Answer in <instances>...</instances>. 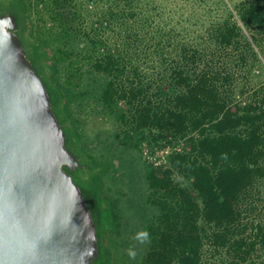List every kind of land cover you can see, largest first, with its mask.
Instances as JSON below:
<instances>
[{
  "label": "trees",
  "instance_id": "16d2710c",
  "mask_svg": "<svg viewBox=\"0 0 264 264\" xmlns=\"http://www.w3.org/2000/svg\"><path fill=\"white\" fill-rule=\"evenodd\" d=\"M17 13L22 17L21 10ZM69 30L64 27L53 53L59 52L61 61H70L78 72L83 57L92 56L98 43ZM259 33H264V0H248L232 11L225 9L199 46L175 47L170 68L160 55L154 84H145L137 67L123 62V56L129 59L126 52L119 56L111 50L83 64L87 75L78 92L68 89L70 83L61 90L46 80L57 114L75 142L80 127L71 125L64 100L83 99L94 115H114V138L124 150L138 148L130 143V131L141 136L149 132L154 141L169 144L187 142V149L170 153L160 174L146 170L141 200L146 215L140 217L139 235H125L129 242L122 253L113 248V228L120 226L116 221L122 209L100 174L109 164L105 158L91 161L95 174L85 185L97 220V264H264V202L258 190L264 185V85L249 92L235 84L259 60L253 49L262 53ZM33 51L40 59L37 44ZM138 244L143 247L137 249Z\"/></svg>",
  "mask_w": 264,
  "mask_h": 264
},
{
  "label": "rangeland",
  "instance_id": "374dc122",
  "mask_svg": "<svg viewBox=\"0 0 264 264\" xmlns=\"http://www.w3.org/2000/svg\"><path fill=\"white\" fill-rule=\"evenodd\" d=\"M244 1L248 0H0V10L14 8L22 11L20 18L24 40L28 47L36 44L39 46V66L44 79L53 88L60 87L61 90L70 83L71 87L68 89L78 92L87 75L83 64L93 62L94 57L107 50L119 56L126 52L129 57H125L129 59L123 56V62L133 63L137 67L139 78L145 84H154L159 78L160 55V60L170 68L175 47L199 46L204 32L225 16V9L232 11L235 5ZM64 27L70 29L71 35L79 33L98 43L92 56L84 55L78 72L71 69L70 61H61L59 52L53 53L58 41L56 39ZM257 38L262 39L264 44V33L257 34ZM253 49L258 54L259 62L255 61L249 72L235 78V84L246 87L249 92L253 87L264 85V46L262 53L255 46ZM65 66L68 68L65 69ZM93 77L100 83L103 82V78L100 79L97 74ZM63 102L66 113L70 115L71 125L77 123L80 127L76 146L82 155V161L91 166L92 160L100 161L105 158L109 164L108 171H100L104 188L112 198L118 200L129 223L127 228H113L117 239L112 247L122 253L127 250L129 242L125 235H139L140 220L146 215L141 207L146 170L152 168L160 174L168 166L170 153L173 150L187 149V142L179 140L169 144L154 141L152 133L144 132L141 136L130 131V143L136 144L138 148L124 150L114 138L117 131L114 115H94L83 99H75L68 104L66 100ZM116 109L121 110L122 105H117ZM140 137L145 139L141 140ZM93 174L95 171H84L79 176L82 182L88 183ZM175 179L188 186L182 178ZM260 187L258 190L263 203L264 185ZM250 195L253 200H258L254 191ZM122 244L125 246L122 247ZM141 247L142 244L137 245V249ZM132 250L128 252L136 255ZM116 256L115 253L113 258L116 259Z\"/></svg>",
  "mask_w": 264,
  "mask_h": 264
},
{
  "label": "water",
  "instance_id": "95a60500",
  "mask_svg": "<svg viewBox=\"0 0 264 264\" xmlns=\"http://www.w3.org/2000/svg\"><path fill=\"white\" fill-rule=\"evenodd\" d=\"M14 8L0 10V264H97L76 142Z\"/></svg>",
  "mask_w": 264,
  "mask_h": 264
},
{
  "label": "flooded vegetation",
  "instance_id": "af4514ba",
  "mask_svg": "<svg viewBox=\"0 0 264 264\" xmlns=\"http://www.w3.org/2000/svg\"><path fill=\"white\" fill-rule=\"evenodd\" d=\"M118 218H119V220L118 221H116L117 223H119L120 222V226H119V228H122V227H128V220H127V216H126V218H125V215L123 214V213H121V214H119L118 215ZM125 218V219H124Z\"/></svg>",
  "mask_w": 264,
  "mask_h": 264
}]
</instances>
